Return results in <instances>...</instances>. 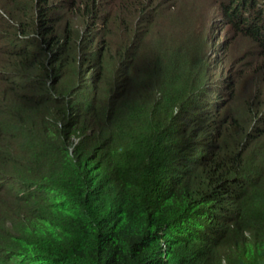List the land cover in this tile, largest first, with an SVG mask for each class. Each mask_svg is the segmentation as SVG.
Wrapping results in <instances>:
<instances>
[{
  "label": "trees",
  "instance_id": "trees-1",
  "mask_svg": "<svg viewBox=\"0 0 264 264\" xmlns=\"http://www.w3.org/2000/svg\"><path fill=\"white\" fill-rule=\"evenodd\" d=\"M169 1L0 3V264H264V59L220 95ZM209 6L264 52V0Z\"/></svg>",
  "mask_w": 264,
  "mask_h": 264
},
{
  "label": "rangeland",
  "instance_id": "rangeland-1",
  "mask_svg": "<svg viewBox=\"0 0 264 264\" xmlns=\"http://www.w3.org/2000/svg\"><path fill=\"white\" fill-rule=\"evenodd\" d=\"M178 1L179 0H177V4ZM0 3H2L3 6H6L7 2L6 0H0ZM170 3L169 0H163L165 6ZM208 4L209 0H180L177 8L170 9L169 23L167 20H162L160 18L159 23L157 22L158 19L155 21V28L152 27V33H150L153 39L149 42H164V50L171 48L165 56L170 55L171 57L173 52H177V57L179 58L183 57L182 55L184 54L186 55V52L182 49L181 45L184 47H191L195 46L196 43H200V32L204 31V58H208L207 62L211 65L210 67L205 68L207 69L208 74L211 75V79H213L214 83L219 86L221 85L218 93H220V95L224 93L225 97L229 96L231 93L230 85H232V92H235L237 98H240L242 93H238V90L242 89L244 86L251 90L253 84L256 83V78L259 75V71H257L258 65L256 63H261L264 59V52H260L257 47L246 43V39H244L241 34L235 32L231 26H227V24L221 22L220 17L216 12L211 14L210 20H213V23L210 25L211 27L208 29L207 24L204 30L203 24L209 17V11L211 8V6L208 7ZM9 6L10 5L8 4L7 8ZM4 11L9 14V10L5 9ZM57 11L63 15V18L65 17L64 9H58ZM10 16H15V13H12ZM151 16L153 17L154 15L152 14ZM183 37H189V42ZM215 40H217V42L216 44H213ZM173 43L175 44L172 46ZM157 52L161 55V51ZM244 55H252L254 58L253 60L249 58L245 62L242 61L243 57H245ZM165 61L166 60L162 61L163 66H165ZM220 62H223V64L217 66ZM246 63H248L249 68L245 67ZM253 67L254 69L256 68L255 71ZM160 69L163 70L161 66ZM216 76L221 78L224 82L222 83V81H219ZM171 81L174 82L172 79ZM175 82L180 83V80L175 79ZM235 83L236 88L234 87ZM225 86L226 88H224ZM261 94H264V90H261ZM220 95L217 96L219 102L213 105V107L227 105V102H223L221 97H219ZM210 109L211 108L207 109L206 112ZM196 113L200 115L201 112ZM178 252L183 251L181 246L177 244L172 247L171 256L177 255Z\"/></svg>",
  "mask_w": 264,
  "mask_h": 264
}]
</instances>
